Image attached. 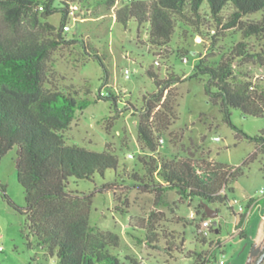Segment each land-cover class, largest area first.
I'll use <instances>...</instances> for the list:
<instances>
[{
    "label": "rangeland",
    "instance_id": "rangeland-1",
    "mask_svg": "<svg viewBox=\"0 0 264 264\" xmlns=\"http://www.w3.org/2000/svg\"><path fill=\"white\" fill-rule=\"evenodd\" d=\"M130 1L118 0L116 6L109 7L106 0H55L57 11L48 19L66 39L77 41L64 44L53 52L47 86L75 94L79 100H93L85 109L77 111L64 133L67 142L94 151H110L119 158L117 170L109 169L105 175L96 174L92 179L72 177L69 189L94 194L90 224L120 235L119 244L110 248L121 264H196V259L188 252L209 249L208 244L196 239L200 220L196 206L200 200L195 198L191 202L169 190L162 201L154 188L144 190V184L140 185L133 177L135 173L140 176L147 173L146 166L139 160V156L147 152L139 143L137 124L144 108V96L157 90L148 70L152 69L162 79L172 72L182 79L176 84L179 118L163 135L164 142H161L157 157L192 156L197 160L241 166L243 173L232 181L234 191L229 194L230 198L236 197L247 203L254 197L263 207L264 150L245 134H260L264 130V116H247L233 108L231 118L236 127L232 126L220 106L211 102L206 93L209 76H192L202 55L210 64H216L243 40L237 28L221 31L215 47H211V36L203 40L192 32L195 28L190 27L186 32L185 26L179 23L170 46L157 48L148 43L150 23L139 27L131 18L124 27L116 21L117 9ZM66 10L70 11L66 20L69 30L62 29ZM204 12H208L207 6ZM231 12L232 7L228 6L223 16L227 18ZM261 16L262 13H256L247 18L258 20ZM211 26L217 27L212 18L206 29ZM0 27L7 34L12 32L1 16ZM22 30L41 34V29L30 22H24ZM82 39L99 50L102 61L86 54L79 43ZM248 42L255 50L264 46V40L255 37L249 38ZM184 58L187 61H183ZM156 60L160 65L155 64ZM247 69L256 77L264 74V68L258 64H249ZM109 92L114 94L115 100L97 99L99 94L108 95ZM216 136L221 139L216 140ZM131 152L135 154L134 158L129 156ZM254 153L255 157L250 160ZM17 158V147L0 158V264H61L56 255L28 245L26 217L5 197L6 193L17 205H26L25 191L18 180ZM108 182H113V191L100 192L99 189ZM210 205L219 210V215L212 221L217 223L221 233L214 231L208 238L222 243L211 264H220L221 259H225L226 264H255L251 251L254 244L260 242L263 215L259 208L250 214L245 228L247 234L241 237L233 236L235 216L229 204ZM31 240L34 239L31 237ZM263 249L264 243L260 253Z\"/></svg>",
    "mask_w": 264,
    "mask_h": 264
},
{
    "label": "trees",
    "instance_id": "trees-1",
    "mask_svg": "<svg viewBox=\"0 0 264 264\" xmlns=\"http://www.w3.org/2000/svg\"><path fill=\"white\" fill-rule=\"evenodd\" d=\"M54 1L0 0V16L12 30L7 34L0 27V158L17 147V174L25 191L26 205H17L6 193L5 197L26 217L25 235L30 247L56 255L61 264H121L110 248L119 244L120 235L90 224L94 194L69 189L72 177L92 179L96 174L105 175L109 169L117 170L119 158L110 151L69 144L64 135L77 111L93 100H79L75 94L47 86L53 52L77 41L66 39L48 21L57 11ZM106 2L114 7L118 0ZM205 6L208 12H204ZM228 6L232 12L225 18L223 12ZM69 13L66 12L62 29ZM256 13H262L260 19L247 18ZM131 18L139 27L150 23L148 43L157 48L170 46L179 23L186 32L190 27L195 28L192 32L203 40L211 36V47H215L221 31L237 28L243 40L216 64H210L202 55L192 76H209L206 93L211 102L220 106L232 126L236 127L231 118L233 108L247 116H264V74L256 77L247 69L249 64L264 68V46L255 50L248 42L252 37L264 40V0H131L117 9L116 21L127 27ZM210 18L217 27L206 29ZM24 22L40 28L41 34L25 33ZM79 43L87 55L102 61L99 50L91 42L82 39ZM148 73L157 90L144 96V108L137 124L139 143L147 152L139 160L147 173L145 176L135 173L133 177L140 185L144 184V190L154 188L162 201L169 190L191 202L198 198L196 215L200 222L209 218L207 205L228 203L229 194L234 191L231 183L243 173L242 167L192 156L157 157L163 135L179 118L176 84L182 79L174 72L164 79L152 69ZM110 98L115 100L112 92L97 97L98 100ZM245 136L264 150V130L256 136ZM224 186L226 194L221 193ZM99 191H113V182L105 183ZM230 209L235 215L234 209ZM245 223L246 213L241 215L239 226ZM216 230L211 228L212 232ZM244 235L243 231L241 237ZM147 239H150L148 234ZM196 239L208 244L209 249L191 250L189 256L196 259V264H211L215 251L222 247L221 241L213 242L198 233Z\"/></svg>",
    "mask_w": 264,
    "mask_h": 264
},
{
    "label": "built area",
    "instance_id": "built-area-1",
    "mask_svg": "<svg viewBox=\"0 0 264 264\" xmlns=\"http://www.w3.org/2000/svg\"><path fill=\"white\" fill-rule=\"evenodd\" d=\"M40 9H43V6H40ZM64 28L66 30L70 29V25L66 24L64 26ZM183 61H187V58H184ZM156 65H160L159 60L155 61ZM127 77H129V72L127 71ZM216 140H220L221 138L219 136L215 137ZM161 142H164V138L161 139ZM129 156L131 158L135 157V154L133 152H131L129 154ZM221 193L226 194L228 193L227 191V187L224 186L223 189L221 190ZM228 204L230 206V208L234 209L235 213V225H236V229L234 232V235H239L241 236L243 231L245 230L244 227L248 221V218L250 216V214L254 211V209L257 207V205L259 204V201L257 199H255L254 197H250L247 201V203H243L241 200H239L236 197H232L230 198V200L228 201ZM246 213V223L243 226H239L240 220H241V215ZM191 216L193 217L194 214L192 213ZM217 228L219 229V226L216 224L212 223V219L211 218H206L202 221L199 222V227L197 228V233L199 235H203L206 237H209L213 232L211 231V228ZM226 260L225 259H221L220 260V264H226ZM144 264V263H143Z\"/></svg>",
    "mask_w": 264,
    "mask_h": 264
},
{
    "label": "crops",
    "instance_id": "crops-1",
    "mask_svg": "<svg viewBox=\"0 0 264 264\" xmlns=\"http://www.w3.org/2000/svg\"><path fill=\"white\" fill-rule=\"evenodd\" d=\"M256 208H259V210H260V212L262 213V226H261V230H260V233H259V237H258V239L260 240V242L259 243H256V244H254V246H253V249H252V256H251V258H252V263L253 262H255V260H257L258 259V256L260 255L259 253H260V251H261V246H262V244L264 243V207H263V205L262 204H260V202H259V204L257 205V207ZM255 208V209H256ZM246 228V225H245V227H244V229ZM219 234L221 233V230L220 229H217L216 230ZM244 234H245V236H246V230H244ZM233 236H236V235H233ZM250 258V259H251Z\"/></svg>",
    "mask_w": 264,
    "mask_h": 264
},
{
    "label": "water",
    "instance_id": "water-1",
    "mask_svg": "<svg viewBox=\"0 0 264 264\" xmlns=\"http://www.w3.org/2000/svg\"><path fill=\"white\" fill-rule=\"evenodd\" d=\"M206 212H207L208 217L211 218V219L215 218V217H217L219 215L218 211L216 209L212 208L209 205L206 206ZM263 260H264V251L258 257V259L256 260L255 264H261Z\"/></svg>",
    "mask_w": 264,
    "mask_h": 264
}]
</instances>
